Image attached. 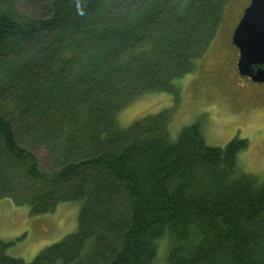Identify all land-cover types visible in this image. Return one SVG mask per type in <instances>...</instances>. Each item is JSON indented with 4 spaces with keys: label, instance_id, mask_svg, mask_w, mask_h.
<instances>
[{
    "label": "trees",
    "instance_id": "trees-1",
    "mask_svg": "<svg viewBox=\"0 0 264 264\" xmlns=\"http://www.w3.org/2000/svg\"><path fill=\"white\" fill-rule=\"evenodd\" d=\"M26 1L32 15L0 1V200L37 216L81 206L76 230L28 263L0 241V264H156L162 240L163 264H264L245 139L208 146L199 121L172 135L162 114L118 122L142 95L176 92L232 0Z\"/></svg>",
    "mask_w": 264,
    "mask_h": 264
},
{
    "label": "rangeland",
    "instance_id": "rangeland-1",
    "mask_svg": "<svg viewBox=\"0 0 264 264\" xmlns=\"http://www.w3.org/2000/svg\"><path fill=\"white\" fill-rule=\"evenodd\" d=\"M3 1V0H0ZM23 14L32 15L33 6L16 0ZM250 0H232L227 5L207 52L189 73L176 82V92L142 95L118 116L119 125L129 127L138 119L162 114L176 135L182 128L201 123L208 146L224 147L234 138L245 139L247 148L237 156L239 169L264 180V82L254 83L236 70L237 49L231 36ZM5 4V3H4ZM42 166L49 162L46 146L34 142ZM79 202H64L51 213L32 215L27 206L8 198L0 200V241L12 243L5 254L30 262L39 251L59 242L77 228ZM168 242L158 243L156 264H163Z\"/></svg>",
    "mask_w": 264,
    "mask_h": 264
},
{
    "label": "water",
    "instance_id": "water-1",
    "mask_svg": "<svg viewBox=\"0 0 264 264\" xmlns=\"http://www.w3.org/2000/svg\"><path fill=\"white\" fill-rule=\"evenodd\" d=\"M236 70L254 83L264 82V0H250L231 36Z\"/></svg>",
    "mask_w": 264,
    "mask_h": 264
}]
</instances>
